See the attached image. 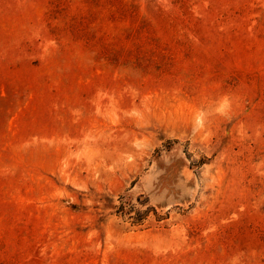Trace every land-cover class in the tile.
<instances>
[{
    "label": "rangeland",
    "instance_id": "374dc122",
    "mask_svg": "<svg viewBox=\"0 0 264 264\" xmlns=\"http://www.w3.org/2000/svg\"><path fill=\"white\" fill-rule=\"evenodd\" d=\"M0 264H264V0H0Z\"/></svg>",
    "mask_w": 264,
    "mask_h": 264
}]
</instances>
